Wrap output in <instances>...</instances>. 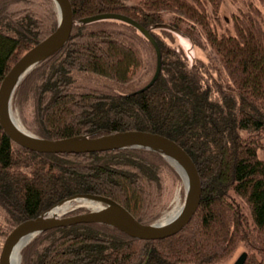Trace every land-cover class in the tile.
Returning a JSON list of instances; mask_svg holds the SVG:
<instances>
[{
	"label": "trees",
	"instance_id": "1",
	"mask_svg": "<svg viewBox=\"0 0 264 264\" xmlns=\"http://www.w3.org/2000/svg\"><path fill=\"white\" fill-rule=\"evenodd\" d=\"M65 44L16 87L12 106L34 134L58 138L126 129L157 132L192 157L202 190L178 232L142 239L102 222H77L37 233L20 264H213L242 246L243 264H264V7L245 2L220 29L222 0H70ZM37 5L42 12L28 7ZM126 14L149 29L156 53L133 25L118 19L82 22L100 12ZM52 0H0V81L12 63L57 25ZM174 32L206 50L189 60ZM147 53L144 58L143 52ZM162 154L124 147L40 152L0 126V244L20 221L77 193L101 194L150 223L165 207ZM76 212V211H75Z\"/></svg>",
	"mask_w": 264,
	"mask_h": 264
},
{
	"label": "water",
	"instance_id": "2",
	"mask_svg": "<svg viewBox=\"0 0 264 264\" xmlns=\"http://www.w3.org/2000/svg\"><path fill=\"white\" fill-rule=\"evenodd\" d=\"M58 12L55 29L43 39L28 48L12 64L0 81V126L18 144L40 152H88L124 147L145 148L173 160L186 176L184 202L178 213L164 221L144 223L138 220L124 205L105 195L77 193L59 200L37 216L17 223L5 236L0 249V264H13L12 252L22 241L46 229L77 222H102L117 227L130 236L142 239L164 238L179 231L196 211L201 196V178L190 154L174 139L148 130L126 129L97 135L75 134L71 136L46 138L38 136L13 120L12 97L23 77L39 62L56 52L67 41L72 24L73 8L70 0H53ZM99 19H118L137 28L152 44L156 53V66L151 79L138 91L149 87L158 77L161 69V51L158 42L134 18L120 12H100L84 16L82 22ZM178 170V168H176ZM179 171V170H178ZM180 172V171H179ZM87 199L100 205L97 208L59 216L54 209L66 202ZM246 251H242L232 264H243Z\"/></svg>",
	"mask_w": 264,
	"mask_h": 264
},
{
	"label": "rangeland",
	"instance_id": "3",
	"mask_svg": "<svg viewBox=\"0 0 264 264\" xmlns=\"http://www.w3.org/2000/svg\"><path fill=\"white\" fill-rule=\"evenodd\" d=\"M135 1H138V0H128V2H135ZM248 1L253 2L255 5H257L260 8L264 7V0H222L221 4H220V10H219V17L220 18H219V22H218L217 26L221 30L224 29L225 27H229L232 24V14L235 12H238L242 9H245V2H248ZM52 2H53V0H52ZM53 4L55 6L54 2H53ZM28 7L32 8L33 10H38L39 13L42 12L41 8L38 7L36 4L32 5V7L30 5H28ZM55 9H56V15H57V21H58V12H57L56 6H55ZM173 36H174L175 44H178V45L180 44L182 46V48L186 52L188 59L190 61L193 60L195 57L202 58L203 60L206 59V50L203 49L202 47L196 45V44H193L188 37L181 35L179 33H176V32H174ZM143 54H144V58H145L147 56V53L144 51ZM12 112H13V115L22 124V126L26 129H28L24 125L22 118L24 117V118L28 119V116H30V108L28 109L27 107H25L24 112L22 113L18 110L17 107L12 106ZM258 155L260 157H264V137L261 139V147L258 148ZM174 170L176 171V176L171 175V173H169V172H167L164 175L165 176V191H164L165 192V196H164L165 207L162 210V212L160 213V215L155 219V221H157V220L160 221L159 218L162 219L161 216L164 217L169 211H171L174 208H177L178 206H181L184 202L185 182H184L183 176L180 174V172L176 169L175 166H174ZM201 190H202V184H201ZM89 201L90 200H87V199L74 200V202L73 201L70 202V207H68V210L66 212L59 213L58 215L59 216H63V215L67 216V215H70L73 213L88 211V210L97 208L98 203H95V202H94V204H95L94 208L89 207V205L92 206L91 201L90 202ZM71 207H72V209H70ZM3 240L0 244V249H1V246L3 243ZM20 251H21V249H20ZM20 251H19L18 264H20V258H21ZM242 251H244V250L242 249V246L240 245V246L235 248V250L231 253V255H229L225 259L220 260V261L213 263V264H232L233 261L236 259V257ZM184 264H192V263H184Z\"/></svg>",
	"mask_w": 264,
	"mask_h": 264
},
{
	"label": "bare ground",
	"instance_id": "4",
	"mask_svg": "<svg viewBox=\"0 0 264 264\" xmlns=\"http://www.w3.org/2000/svg\"><path fill=\"white\" fill-rule=\"evenodd\" d=\"M14 116V115H13ZM13 120H14V122L16 123V124H18L20 127H22L23 128V126H22V124L19 122V120L14 116L13 117ZM170 163H174V161L173 160H168ZM176 168H178V170L180 171V174L183 176V178L186 180V176L184 175V172H183V170L178 166V165H176V164H173ZM74 202V201H73ZM90 202V201H89ZM91 203H92V206H90L89 205V207H91V208H94V206H95V204H94V202H92L91 201ZM99 205V204H98ZM182 206V205H181ZM181 206H178L177 208H174V209H172L171 211H169L164 217H162L161 216V218L162 219H160L159 218V220L160 221H164V220H166V219H169V218H172L173 216H175L177 213H178V211L180 210V208H181ZM68 207H70V202H66V203H64V204H62V205H60V206H58V207H56L55 209H54V212L56 213V214H59V213H64V212H66L67 210H68ZM70 209H72V207L70 208ZM28 241V239L27 240H24V241H22V242H20L15 248H14V250H13V252H12V263L13 264H18V261H19V251H20V249H21V247L26 243Z\"/></svg>",
	"mask_w": 264,
	"mask_h": 264
}]
</instances>
